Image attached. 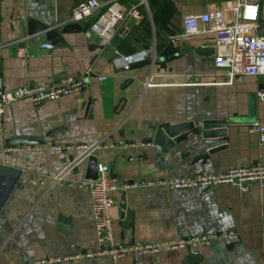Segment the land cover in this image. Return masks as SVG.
<instances>
[{"label": "crops", "instance_id": "1", "mask_svg": "<svg viewBox=\"0 0 264 264\" xmlns=\"http://www.w3.org/2000/svg\"><path fill=\"white\" fill-rule=\"evenodd\" d=\"M78 1L0 0V90L92 70L80 91L38 104L21 97L4 105L0 264H264V180L249 182L245 190L229 183L114 190L110 215L117 239L215 235L208 245L191 250L128 252L117 259L66 257L98 246L91 190L82 184L89 179V154L117 181L221 171L264 160V142L249 124H264V100L255 95L264 88V73L229 77L214 63L224 50L211 26L213 20L233 21V0H147L139 5L141 19L118 23L105 45L85 32L93 15L69 19ZM202 12L213 20H199L205 30L185 34L182 16ZM26 18L54 27L58 35L48 38L51 48L32 46L23 60L16 50L24 42ZM259 20L264 32V0H259ZM145 48L149 52L138 61L124 62L119 55ZM211 120L224 124L213 127ZM159 128L168 133L155 141ZM13 137L40 141H10ZM98 140L114 145L89 152L76 146Z\"/></svg>", "mask_w": 264, "mask_h": 264}, {"label": "built area", "instance_id": "2", "mask_svg": "<svg viewBox=\"0 0 264 264\" xmlns=\"http://www.w3.org/2000/svg\"><path fill=\"white\" fill-rule=\"evenodd\" d=\"M147 0H137L129 5L111 1L102 4L98 0H80L70 8V20H81L93 15L90 24L85 29L88 36H97L98 43L105 45L117 31V25L126 19L139 21L142 17L139 5ZM234 19L230 23L213 20L209 12L186 13L182 16V30L185 34L195 33L205 28L198 27V21L213 20L211 28L215 32L216 43L223 47V52L216 55L214 63L224 68L229 77L237 74L264 73V32L259 20V0H233ZM104 5V6H103ZM28 35L23 36V43L17 47V54L25 60L32 54L28 43ZM39 47L51 48L53 43L46 41ZM119 52L118 49L114 50ZM148 48L131 53L119 54L124 62L138 61L147 55ZM92 70L88 67L81 75H64L56 80L43 83H26L9 89L0 90V117L4 105L21 97L29 98L34 104L44 99H58L61 96L84 89L89 82ZM99 80H104L105 75L100 74ZM255 95L264 100V88L255 91ZM251 129L255 130L261 142H264V124L257 120L249 122ZM128 142H122L125 145ZM114 145L113 142L104 143L100 140L91 145L77 144L88 150L100 146ZM55 147H61L56 144ZM68 144L67 147H73ZM66 147V146H65ZM73 162L68 167L72 166ZM58 174L57 177H60ZM253 180H264V160L256 159L246 163H239L221 171H200L195 174H174L167 177L150 179H132L117 181L107 174L105 165L98 168V175L94 179H86L82 184L91 190L92 210L98 246L85 249L81 252L66 256H93L106 254L112 258H119L128 252L146 253L167 249L185 248L187 246L208 245L215 233L190 234L177 238L163 240H148L138 242H124L117 239L113 233L110 207L115 202L112 191L125 189L132 186H145L147 184H163L171 188H185L191 186H208L213 183H229L242 190L249 187ZM55 259H60L56 257ZM51 260V259H50Z\"/></svg>", "mask_w": 264, "mask_h": 264}, {"label": "water", "instance_id": "3", "mask_svg": "<svg viewBox=\"0 0 264 264\" xmlns=\"http://www.w3.org/2000/svg\"><path fill=\"white\" fill-rule=\"evenodd\" d=\"M26 34L28 35V43L33 46L40 45L42 42L48 41L49 37H55L58 35L57 29L54 27H50L48 25L42 24L40 22H37L31 18H26ZM52 42V41H51ZM53 43V42H52ZM210 124L213 127H221L222 121L221 120H211ZM209 124L204 123V128H207ZM220 129V128H218ZM167 131L165 129H157L155 134V141H158L159 138L163 137V131ZM210 130H205V133ZM221 132V130H218ZM223 131V130H222ZM168 133V131H167ZM223 133V132H222ZM220 133V134H222ZM170 134V133H169ZM10 141H19V142H39L40 140L37 138H28V137H13L10 138ZM98 175V164H97V158L96 156L89 154L88 155V169H87V177L89 179H94ZM120 206L121 211H124L125 205H124V199L120 200ZM127 242V241H125ZM189 250H191V246H187ZM194 251V250H193ZM193 253V252H192Z\"/></svg>", "mask_w": 264, "mask_h": 264}]
</instances>
